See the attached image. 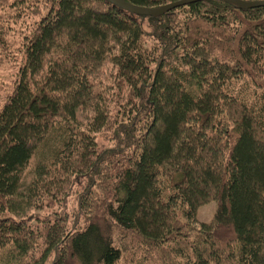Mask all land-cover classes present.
<instances>
[{
    "label": "trees",
    "instance_id": "trees-1",
    "mask_svg": "<svg viewBox=\"0 0 264 264\" xmlns=\"http://www.w3.org/2000/svg\"><path fill=\"white\" fill-rule=\"evenodd\" d=\"M0 264H264V7L0 0Z\"/></svg>",
    "mask_w": 264,
    "mask_h": 264
},
{
    "label": "water",
    "instance_id": "water-1",
    "mask_svg": "<svg viewBox=\"0 0 264 264\" xmlns=\"http://www.w3.org/2000/svg\"><path fill=\"white\" fill-rule=\"evenodd\" d=\"M110 1H112L115 5H117L118 7L122 8L123 10L131 14L141 15V16H160L176 8L186 6L189 4H193V3L203 1V0H181V1L171 3L169 5H166L158 9L139 8V7L132 6L121 0H110ZM220 1L232 3L242 9H254V8L264 7V1H259V2H246L243 0H220Z\"/></svg>",
    "mask_w": 264,
    "mask_h": 264
},
{
    "label": "rangeland",
    "instance_id": "rangeland-1",
    "mask_svg": "<svg viewBox=\"0 0 264 264\" xmlns=\"http://www.w3.org/2000/svg\"><path fill=\"white\" fill-rule=\"evenodd\" d=\"M217 210L216 203H210L207 205L202 206L197 213V218L200 223H208L211 221L212 217L214 216Z\"/></svg>",
    "mask_w": 264,
    "mask_h": 264
}]
</instances>
